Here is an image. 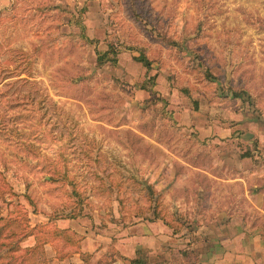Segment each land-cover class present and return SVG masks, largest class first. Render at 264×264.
<instances>
[{"label":"rangeland","instance_id":"rangeland-1","mask_svg":"<svg viewBox=\"0 0 264 264\" xmlns=\"http://www.w3.org/2000/svg\"><path fill=\"white\" fill-rule=\"evenodd\" d=\"M235 210L264 228V0H0V264H192Z\"/></svg>","mask_w":264,"mask_h":264},{"label":"crops","instance_id":"crops-1","mask_svg":"<svg viewBox=\"0 0 264 264\" xmlns=\"http://www.w3.org/2000/svg\"><path fill=\"white\" fill-rule=\"evenodd\" d=\"M234 215L230 219V225L222 220L223 214H218V218L221 219L218 222H213L212 229L201 226L194 232V234H197L193 238L197 259L192 264H264V228L248 227L242 221V218L238 222L239 218L236 210ZM176 236L170 229L163 227L161 233L155 232L150 239L146 237V241L154 240L157 248H168L171 246L172 241H175L173 237ZM90 240L97 243L98 238L96 236ZM177 241L183 240L180 238ZM151 245L153 244H147V246ZM81 251L85 250L83 248L78 249L76 255H80Z\"/></svg>","mask_w":264,"mask_h":264},{"label":"trees","instance_id":"trees-1","mask_svg":"<svg viewBox=\"0 0 264 264\" xmlns=\"http://www.w3.org/2000/svg\"><path fill=\"white\" fill-rule=\"evenodd\" d=\"M145 63L149 64V62H145ZM140 263H142V262L140 260H137V259L131 261V264H140Z\"/></svg>","mask_w":264,"mask_h":264}]
</instances>
